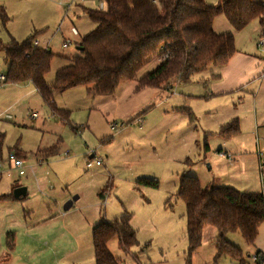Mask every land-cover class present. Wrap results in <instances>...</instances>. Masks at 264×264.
I'll return each mask as SVG.
<instances>
[{"label":"rangeland","instance_id":"1","mask_svg":"<svg viewBox=\"0 0 264 264\" xmlns=\"http://www.w3.org/2000/svg\"><path fill=\"white\" fill-rule=\"evenodd\" d=\"M84 1L0 0L6 6L10 19L6 26L0 23L1 38L4 43H9L11 39L23 42L35 34L36 39L39 35L50 39V50L55 57L47 80L53 81L59 69L69 65L73 58L82 56L77 44L81 43V38L87 35L91 26L90 21L83 15L76 16ZM101 1L106 5V0ZM204 1L214 6L218 3V0ZM214 23L216 33L234 35L237 51L260 57L264 65V47L258 45L262 31L258 19L241 31H236L224 15L218 16ZM73 25L78 27L80 37L69 34ZM63 35L70 39L71 45L68 48L62 46ZM4 57V53L0 52V76L6 75L9 69ZM160 63L158 57L151 59L138 77L151 73ZM216 68L210 66L202 73L194 75L191 83L177 82L170 89L145 88L137 91L136 81L121 84L112 97H90L84 87L70 89L57 94L55 99L58 108H65L71 113L70 123L55 120L49 106L41 97L31 99L32 106L28 108L26 117L28 128H24L19 122L20 114L17 110L11 109L1 114V110L6 109L5 102L9 100V89H5L6 85L3 83L0 84V138H3L1 153L6 157L21 148L33 154H37L39 148L51 153L62 146L65 152L57 157L53 155L49 160L43 158L40 162V171L49 174L52 180L48 187L52 190L43 186L42 188L46 189V196L56 193L59 197L62 193L70 192V201L81 194V200L70 210H64L70 201L62 206L60 216L63 213L68 215L67 218H71L73 225L84 218L86 223H83L81 238L84 234L85 237L80 241V246L87 260H93L92 232L100 224H90L98 218L93 213L96 206L92 210L87 208L95 198L101 204L102 214L111 209V202L114 201L119 204L120 209L130 208L142 220L146 217L149 206L146 199L153 202V209L157 204H162L163 207L166 205V218L172 224L166 234L165 231L162 234L168 235L167 242L170 244L173 240L180 239V236L186 237V207L176 196L183 175L197 177L204 187L213 181V186H228L226 183L231 181V187L238 188L239 191L264 192V177L261 175L259 161V154L264 153L263 128L259 136L254 132L253 125L249 134L244 131L241 136L233 139L231 145L225 146L230 150H225L222 146L223 139L212 131L219 115L215 107L223 101L203 96L212 91V84L216 81L212 75L216 74V70L219 71ZM259 86L244 89L243 93L233 92L239 93V96L234 95L238 101L235 103L236 107L233 106V112L237 113L235 109L238 113L243 110V117H249L251 122H255L254 107L259 110L258 118H264V84ZM27 106V103H22L19 108ZM222 106L225 107L226 104L222 103ZM34 111L40 113L41 119L32 118ZM9 115L12 120L7 119ZM227 151L240 160L241 165L237 169H231L228 164L227 157L223 155L229 153ZM100 158L103 159L104 166L88 167L89 161L94 163ZM138 177L156 180L159 187H137V190H132L136 188ZM28 178L32 179V176L26 175L22 178L26 184L24 187L27 188ZM108 184L111 190L98 199L99 192ZM41 193L44 194L43 191ZM8 232L6 231V242L9 235H14ZM144 237H147L146 230ZM159 237L151 236L152 242H143L132 251H137L138 256L142 248H150V253L157 252L163 243ZM227 239L238 248L241 245L244 248L248 246L239 233L229 234ZM66 243L69 242L66 240ZM71 244L70 249L75 250L76 242L73 240ZM62 249L60 248L61 251ZM109 249L116 258L122 260V264L134 262L132 255L119 247L117 238L110 242ZM244 254L247 263L254 264L247 252ZM211 257L208 264L220 263L221 259H216L215 254H211Z\"/></svg>","mask_w":264,"mask_h":264},{"label":"trees","instance_id":"2","mask_svg":"<svg viewBox=\"0 0 264 264\" xmlns=\"http://www.w3.org/2000/svg\"><path fill=\"white\" fill-rule=\"evenodd\" d=\"M106 5L104 10H85L96 27L77 44V48H82V56L59 69L53 83H48L47 77L55 56L34 45L37 34L23 42L11 39L9 43H4L0 36V52L9 65L3 84H33L53 115L70 123L71 113L55 103L57 94L70 89L84 87L90 97H112L128 81L137 82V91L170 89L177 82L191 83L194 75L210 66L228 65L237 50L232 33L214 31V21L220 15L236 31L256 19L264 29V0H218L215 6L204 0H106ZM9 20L6 8L0 6V23L6 26ZM155 57L161 60L160 65L139 78L140 71ZM239 133V120L235 119L217 135L229 139ZM1 145L0 140V150ZM11 154L20 157L19 153ZM137 185L156 189L159 182L142 178ZM110 190L106 185L100 198ZM176 196L186 207V264H191L194 252L202 245L206 227L217 231L216 259L228 257L248 264L243 251L227 237L239 233L248 246L255 245L264 223V192H242L213 184L204 187L197 177L183 175ZM130 220L131 215H124L113 222L103 221L93 229L95 264H121L109 249L115 238L126 253L138 245ZM7 245L13 249L12 235L8 236Z\"/></svg>","mask_w":264,"mask_h":264},{"label":"crops","instance_id":"3","mask_svg":"<svg viewBox=\"0 0 264 264\" xmlns=\"http://www.w3.org/2000/svg\"><path fill=\"white\" fill-rule=\"evenodd\" d=\"M101 3L104 2H102L101 0H85L84 4L82 3V5L80 6V10L76 13L77 17H81V15H83L90 21L91 26L86 33L87 35L95 29L96 25L89 19V17L85 13V10L88 9L98 11L100 10ZM1 5L6 8L4 4L0 3V6ZM105 8L106 5L104 3V9ZM73 29H76L77 31L76 35L72 31ZM69 34H71L72 37H80L81 35L76 25L72 26ZM85 36H83L81 39H83ZM63 37L64 41L62 46L64 48V43L69 42L70 39L65 35H63ZM36 41L38 42V48L51 51L50 47L52 46V43L50 39L39 35ZM216 69H219V71L216 70V74L212 75L213 79L216 80L212 84V91L207 92L203 97L223 101L217 103V106L215 107V109L219 112V115L217 116L215 121V126L212 130L215 135H217V132H219V130L223 126L230 123L232 120H239L240 133L238 135L229 139L220 136L223 139L222 146L226 148L225 150H230L225 146L231 145L233 143V139L241 136L244 131L249 134V132L253 130V125L256 135L258 134L260 136L259 132L262 131V128L264 130V118H258L259 110L256 109V107H254V110L256 112V116L254 118L255 122H251V119L247 116L243 117V113H245L243 112V110L238 113V111L235 109L237 113L233 112V106L235 108V103L238 101V98H234V95L239 96V93L234 94L233 92L242 91L240 93H243L244 89L263 85L264 65L262 64L260 57L237 51L236 55L228 65L223 68ZM54 79L55 77L53 78V81H51V79L47 81L48 83H53ZM124 83H122V85ZM5 89H9L7 96L9 100L5 102L4 105L6 106V109H2L1 114H3L7 110H17L20 114L19 122L24 125V128H28V121L26 120V117L29 113L28 108L32 106L30 100L38 97L42 98V96L35 88V86L31 83L10 86L6 85ZM56 97L57 96H55V99ZM257 97L258 96H256L255 98L256 102ZM22 103H27L28 106L26 108L20 109L19 105ZM222 103H225L226 106L223 107ZM61 109L66 110L65 108ZM41 112H43L42 108ZM39 114L40 113L38 111L33 112V115H37L36 117H39L41 119V116H39ZM53 117L55 116L53 115ZM7 119L12 120L13 118L11 115H9ZM54 119L58 120L56 117ZM41 123L44 122H40V124ZM1 131L2 130L0 129V133ZM259 138L258 143L260 144L261 141L259 140ZM0 140L3 141V138H0ZM207 149L208 146L206 150ZM222 150L223 149H221V151ZM47 152L48 151L41 150L40 148L37 150V154L27 152L23 148L16 151L17 154L19 153V160H22L24 162V169L26 171L24 176H32V179H27L29 181L27 195L20 199H17L14 197L13 192L19 187L26 186V184L24 183V179H22L24 176H19L18 170L14 167V160L11 159L12 154L10 153L9 156L4 157L0 150V163L2 164V167L0 168V264H95V256H93V260H87L86 254H83L81 251L80 241H83L85 237L84 234L81 238V234L83 233L82 226L83 223H86L84 218H82L77 224L73 225L71 218H67L68 215L63 213L60 216L62 206L72 199L71 193H62L59 197L58 195H56V193H49V195H47L49 197H47L45 194L46 189L52 190L51 188H48L49 186H51L52 180L49 174L40 171V162L41 160H43V158H47L49 160L53 158V155L54 157H57V155L59 156L65 151L62 150L61 146L60 149H54L51 152L52 154L50 152ZM227 152L229 153H225L223 155L227 157L228 164L230 165L231 169H237L238 166L241 165L240 160L235 159L232 152ZM91 158L93 159V157ZM104 164L105 163L103 161V165L95 166L102 167L104 166ZM255 171L256 167L254 166V172ZM138 178H136L137 182L142 179ZM137 182L136 188L134 187L132 188V190H137V187H142L144 189L143 186H138ZM229 182L230 183L226 184L228 186H231L232 183L231 181ZM213 183L214 181L210 184ZM42 186L46 189L42 188ZM39 187L41 188L39 189ZM42 191L44 192V194L41 193ZM99 194L98 199L100 198ZM44 197H47V199H44ZM81 198L82 197L80 194V196L73 201L70 209L74 205H76V202L78 200L80 201ZM146 202L149 206L147 207L146 217L142 220L138 218L134 211H130V208L123 207L122 209H120L119 204L115 203L114 201L111 202V209L108 212L106 211L105 214H102L101 204L95 198L93 202L87 206V208L92 210L96 206L93 213L95 214L94 216L98 218L90 224L97 225L103 221L113 222L120 219L124 215H131L130 224L132 228L137 232L138 239V245L135 247H139L143 242H152L153 239L150 240L151 236H160L159 238L163 240V243L160 244L157 252L154 253L149 252L150 248L148 250H144V248L140 247V249L142 248L140 250V256L137 255V251L133 252L132 248L130 254L133 257L134 262L127 264H135V262L137 264H186L188 249L187 237L180 236V239H175L172 243L169 244L166 237L168 235L165 234L172 222H170L166 218V205L165 207H163L162 204H157L156 208L153 209L151 208L153 206V202L151 203L147 199ZM114 206L117 208L115 209ZM162 217L165 219L163 220ZM211 228L213 230H209ZM145 230L147 233V237H144ZM6 231H9V234L14 233V247L12 250L8 248L7 242L5 241ZM164 231L165 234L163 235L162 233ZM56 233L59 236H57ZM216 237L217 231L215 228L206 227L204 229L202 245L194 252L191 264H208V262L212 258L211 254H215L216 258L217 250L214 241ZM66 240L69 243H66ZM73 240L77 244L75 250L70 249ZM147 240L150 241L147 242ZM60 248H63L62 251L60 250ZM240 248L243 249L242 251L247 252L248 257H251L252 255L257 253H260L264 257V223L259 228V234L255 245L249 247L247 246L245 248L241 245ZM219 259H221L219 264H239L238 262L233 261L228 257H221ZM122 263L123 262L121 260V264Z\"/></svg>","mask_w":264,"mask_h":264},{"label":"built area","instance_id":"4","mask_svg":"<svg viewBox=\"0 0 264 264\" xmlns=\"http://www.w3.org/2000/svg\"><path fill=\"white\" fill-rule=\"evenodd\" d=\"M100 9L104 10V3H101L100 5ZM73 33L76 35L77 31L76 29L72 30ZM34 45L37 47L38 46V42L35 41ZM71 42H66L64 43V48H68L70 47ZM259 47H264V29H262L261 31V35H260V39H259V43H258ZM5 81V75H1L0 76V84L3 83ZM37 115H33V118H35ZM260 157V169L262 172V176L264 175V153H260L259 154ZM95 158V157H93ZM11 159L14 160V167L18 170V174L19 176H24L26 171L24 169V162L22 160L16 159L14 157V155H11ZM94 165L96 166H101L103 165V159H96L95 162L93 163L92 161L88 162V167H93ZM2 167V164L0 163V168ZM251 260L254 264H264V257L262 255H257L254 254L251 256Z\"/></svg>","mask_w":264,"mask_h":264},{"label":"water","instance_id":"5","mask_svg":"<svg viewBox=\"0 0 264 264\" xmlns=\"http://www.w3.org/2000/svg\"><path fill=\"white\" fill-rule=\"evenodd\" d=\"M78 50H82V48H77ZM27 191H28V188L27 187H19L17 189L14 190L13 194H14V197L17 198V199H20L24 196L27 195ZM76 198H74L72 201H70L66 206H65V210H68L70 209V207L72 206L73 204V201L76 200Z\"/></svg>","mask_w":264,"mask_h":264}]
</instances>
